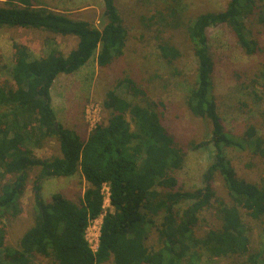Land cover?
<instances>
[{
  "label": "trees",
  "instance_id": "trees-1",
  "mask_svg": "<svg viewBox=\"0 0 264 264\" xmlns=\"http://www.w3.org/2000/svg\"><path fill=\"white\" fill-rule=\"evenodd\" d=\"M259 1L228 0L223 10L201 13L186 27L196 60L195 84L188 91L186 106L192 115L210 121L214 147L204 173L205 185L194 191L180 190L172 175L182 167L186 152L162 124L155 103H134L117 93L116 88L123 87L144 95L132 79L123 78L106 92L102 107L109 115L87 137L57 121L50 96L57 76L77 71L94 55L98 66L104 67L123 53L126 30L115 0H102L101 28L34 0L0 2V26L41 29L77 40L67 55L51 49L39 58H31L23 44L13 46L11 76L17 86L0 84V217L20 212L19 200L29 172L34 168L38 172L32 181L34 222L16 247L4 245L5 230L0 226V264H31L39 256L51 264H193L201 251L216 257L246 255L242 264H264V250L249 252L250 239L240 211L243 208L264 223V184L238 176L226 154L227 149H236L264 157V137L253 127L244 137L224 129L213 92L214 62L206 33L211 26L225 24L245 54L258 52L260 47L246 21L255 17L264 26V3L258 5ZM158 49L168 64L179 56L173 45L160 43ZM252 82H260L264 94V63ZM262 116L264 120V110ZM51 137L58 141L60 154L34 156L30 142L38 146ZM207 144L191 143V147ZM77 172L88 183L78 202L60 192L53 193L50 201L42 198L45 179ZM5 174L12 177L2 182ZM216 177L227 200L212 187ZM104 183L109 187L111 206L106 211ZM185 200L192 202L179 215L175 206ZM205 208L214 209L218 225L196 236L197 215ZM101 214L94 250L86 230ZM153 228L157 243L148 245Z\"/></svg>",
  "mask_w": 264,
  "mask_h": 264
},
{
  "label": "rangeland",
  "instance_id": "rangeland-1",
  "mask_svg": "<svg viewBox=\"0 0 264 264\" xmlns=\"http://www.w3.org/2000/svg\"><path fill=\"white\" fill-rule=\"evenodd\" d=\"M2 1L5 0H0ZM34 1L73 19L85 20L98 28L103 26L102 0ZM227 1L115 0L126 30L123 53L104 67L98 66L94 55L77 71L57 76L50 89L51 104L57 121L81 137H87L90 130L96 124L106 122L109 115L108 110L102 107L106 92L115 88L117 81L132 79L144 95L127 92L123 87L116 88L117 93L134 103H155V111L162 124L186 152L182 167L172 171L178 188L182 191L202 188L205 185L204 173L214 155V147L210 142L212 125L208 119L192 115L186 106V96L195 84L196 71L193 45L187 36L186 27L201 13L223 10ZM262 3L264 0L257 2L258 5ZM246 26L260 47L258 52L251 55L245 54L227 25L220 24L207 29L209 52L214 62L213 92L225 130L244 137L249 127H253L256 133L264 137V94L261 92L260 82H252L264 63V26L255 17L248 18ZM76 42V38L71 35L19 26H0V84L12 89L17 86L11 76L14 44L25 45L31 58H39L51 49L67 55L76 46ZM160 43H167L178 49L179 56L171 64L160 56ZM202 141H207L208 144L200 148L191 147V143ZM30 148L33 155L39 158L60 154L58 141L53 137L42 140L38 146L30 142ZM226 154L238 176L264 184V157L248 150L236 149H227ZM37 172L36 168L29 172L19 200L20 212L16 216L0 217V226L5 230L4 245L16 247L19 238L34 222L32 181ZM11 177V174H5L2 182ZM87 186L81 173L77 172L69 177L45 179L41 194L45 201H50L53 193L60 192L78 202ZM212 187L217 196L228 199L218 177L212 182ZM191 202L192 200L180 201L175 210L181 215ZM103 206L104 211L111 208L106 197ZM240 211L250 239L249 252H262L264 223L248 216L243 208ZM103 214L94 219L86 230V238L93 249L97 246ZM197 218L196 236H201L209 228L218 225L214 209L201 210ZM156 221L159 226L161 220L158 218ZM156 243L157 232L153 228L147 244ZM245 258L246 255L216 257L201 251L200 257L195 258L193 264H242ZM31 264L51 262L39 256Z\"/></svg>",
  "mask_w": 264,
  "mask_h": 264
},
{
  "label": "built area",
  "instance_id": "built-area-1",
  "mask_svg": "<svg viewBox=\"0 0 264 264\" xmlns=\"http://www.w3.org/2000/svg\"><path fill=\"white\" fill-rule=\"evenodd\" d=\"M102 193H103V195H104V199H105V197L107 198V199H109V187H108V184H106V183H104L103 185H102ZM110 204V203H109ZM89 242V241H88ZM97 247V246H96ZM96 249V248H95ZM94 249V250H95Z\"/></svg>",
  "mask_w": 264,
  "mask_h": 264
}]
</instances>
